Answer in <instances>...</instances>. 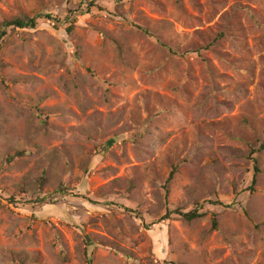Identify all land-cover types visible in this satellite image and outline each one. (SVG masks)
I'll list each match as a JSON object with an SVG mask.
<instances>
[{"label":"rangeland","instance_id":"rangeland-1","mask_svg":"<svg viewBox=\"0 0 264 264\" xmlns=\"http://www.w3.org/2000/svg\"><path fill=\"white\" fill-rule=\"evenodd\" d=\"M40 15L0 48V264H264V0H0Z\"/></svg>","mask_w":264,"mask_h":264},{"label":"trees","instance_id":"trees-1","mask_svg":"<svg viewBox=\"0 0 264 264\" xmlns=\"http://www.w3.org/2000/svg\"><path fill=\"white\" fill-rule=\"evenodd\" d=\"M92 6V3H90V5L85 9V10H89V8H91ZM82 7V6H81ZM47 17L48 19L50 20H57L55 19L56 17H53L51 14H47V15H44V17ZM39 18H42V15L38 16L37 18H30V17H23V18H15L11 21H7L5 22L4 24H2V28L0 27V48L2 47V43L6 40L7 36H8V32L9 30L11 29H21V30H25V29H36V27L38 26V19ZM74 28V24H72L69 28H68V32L71 33L72 30ZM146 31V30H145ZM147 32V31H146ZM23 156V153L22 152H19L17 154H15L14 156H11L8 158V162L9 163H12L14 160H16L17 158ZM255 164H256V160H255ZM257 173H259V169L258 167L255 166V174H254V181H253V184L256 183V175ZM47 182L46 178L45 177H41L39 179V185H40V188H42L45 183ZM58 191L60 193H65L66 192V187H61L58 189ZM13 200V199H11ZM38 201H40L41 203L43 204H47V198H42V199H37ZM219 204V203H218ZM169 214L166 215L165 218H169ZM181 216L183 218H185L186 220L188 221H192L198 217H201L202 215H200L197 211H191L189 213H184V214H181ZM213 226L214 228L217 227V221L216 219H214L213 221ZM87 262L88 264H93V256L90 255L88 256L87 254Z\"/></svg>","mask_w":264,"mask_h":264}]
</instances>
